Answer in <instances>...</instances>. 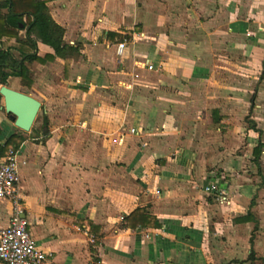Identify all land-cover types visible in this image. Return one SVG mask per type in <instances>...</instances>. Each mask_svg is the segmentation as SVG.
Returning <instances> with one entry per match:
<instances>
[{
  "label": "crops",
  "instance_id": "obj_1",
  "mask_svg": "<svg viewBox=\"0 0 264 264\" xmlns=\"http://www.w3.org/2000/svg\"><path fill=\"white\" fill-rule=\"evenodd\" d=\"M40 1L78 53L11 77L43 118L24 132L0 107V128L25 137L19 204L49 260L264 264V0ZM139 208L160 227H126ZM13 214L0 200V226Z\"/></svg>",
  "mask_w": 264,
  "mask_h": 264
},
{
  "label": "trees",
  "instance_id": "obj_2",
  "mask_svg": "<svg viewBox=\"0 0 264 264\" xmlns=\"http://www.w3.org/2000/svg\"><path fill=\"white\" fill-rule=\"evenodd\" d=\"M26 28L29 32H36L43 42L54 50V56L48 55L45 59L38 57L35 54L36 42L29 36L20 37V32ZM64 35L65 29L53 20L44 2L40 0H0V87L9 86L11 77L20 78L22 84L30 86L32 81L29 64L45 63L47 60H54L55 57L66 58L70 54L78 53L77 48L63 45ZM13 39L15 44L8 45L7 42ZM2 100L3 97L0 95V107ZM44 124H47L46 117H44ZM250 128L256 129L254 123L250 125ZM24 141L25 137L22 133L12 134L2 140L0 128V158L5 157L10 150L19 151ZM263 147L264 144L259 142L253 152L254 163L259 170ZM249 215L247 220L250 219ZM125 219L126 227L131 229L138 226L141 228L160 227L158 220L148 212L147 208H139Z\"/></svg>",
  "mask_w": 264,
  "mask_h": 264
},
{
  "label": "built area",
  "instance_id": "obj_3",
  "mask_svg": "<svg viewBox=\"0 0 264 264\" xmlns=\"http://www.w3.org/2000/svg\"><path fill=\"white\" fill-rule=\"evenodd\" d=\"M126 43L118 45L117 53L122 55ZM149 66V69H152ZM138 134L136 130H130ZM18 151L10 150L5 157L0 158V200H10L14 206V214L7 226H0V261L4 264H53L49 255L42 250L32 236L27 221L22 217L23 210L19 204V163ZM205 191L217 193L221 203H228L224 192L217 191L214 184L208 185Z\"/></svg>",
  "mask_w": 264,
  "mask_h": 264
},
{
  "label": "water",
  "instance_id": "obj_4",
  "mask_svg": "<svg viewBox=\"0 0 264 264\" xmlns=\"http://www.w3.org/2000/svg\"><path fill=\"white\" fill-rule=\"evenodd\" d=\"M0 95L3 97L4 102L1 110H5L18 129L24 132L31 131L41 111V102L8 86L0 87Z\"/></svg>",
  "mask_w": 264,
  "mask_h": 264
},
{
  "label": "rangeland",
  "instance_id": "obj_5",
  "mask_svg": "<svg viewBox=\"0 0 264 264\" xmlns=\"http://www.w3.org/2000/svg\"><path fill=\"white\" fill-rule=\"evenodd\" d=\"M1 104H2V106L4 105V102H3V100H2V102H1ZM4 112V111H3ZM251 115V114H250ZM42 118H43V116H42V111H40L39 112V114H38V116H37V119H36V121H35V123H34V126L33 127H35L37 124H39L40 122H42ZM245 120V119H244ZM241 134H243V132L241 133ZM248 144H247V142L246 141H242L241 143H240V151H237V152H244V151H247L248 150V148L246 147ZM241 153V154H242ZM243 156V155H242ZM245 166L248 168L249 166H253V165H251L250 164V161H249V159L248 158H246L245 159Z\"/></svg>",
  "mask_w": 264,
  "mask_h": 264
}]
</instances>
